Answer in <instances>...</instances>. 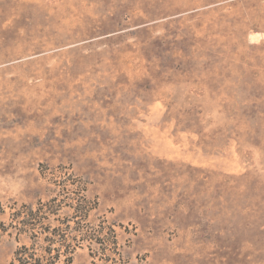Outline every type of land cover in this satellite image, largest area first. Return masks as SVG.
<instances>
[{"label": "rangeland", "instance_id": "obj_1", "mask_svg": "<svg viewBox=\"0 0 264 264\" xmlns=\"http://www.w3.org/2000/svg\"><path fill=\"white\" fill-rule=\"evenodd\" d=\"M82 186L70 264H264V0H0V264Z\"/></svg>", "mask_w": 264, "mask_h": 264}, {"label": "trees", "instance_id": "obj_2", "mask_svg": "<svg viewBox=\"0 0 264 264\" xmlns=\"http://www.w3.org/2000/svg\"><path fill=\"white\" fill-rule=\"evenodd\" d=\"M65 193L54 197L46 202H38L35 207L21 206V208H12L9 226L16 231V236L27 234L30 245H20L14 252V256L10 264H70L72 261V252L77 248L84 238L75 236L71 240L66 238V230L63 233H56L59 229L51 228L48 221L49 213L53 211L55 214L59 208L67 207L72 209V217H80L81 222H76L74 231H83L82 221L87 224L89 212L94 209L96 203L90 202L85 196V187L82 186L79 191L68 190ZM44 212V213H43ZM79 215V216H77ZM46 221V224H45ZM46 225V226H44ZM3 226V225H2ZM5 230V229H3ZM2 230V231H3ZM65 234V235H64ZM92 239V238H90ZM40 241L46 244L44 248L38 251L36 243ZM75 242L74 245L72 243ZM57 249L52 247H56ZM59 248V249H58ZM62 250V252H60ZM54 251L55 253L53 254ZM66 253L64 260H60V256Z\"/></svg>", "mask_w": 264, "mask_h": 264}]
</instances>
